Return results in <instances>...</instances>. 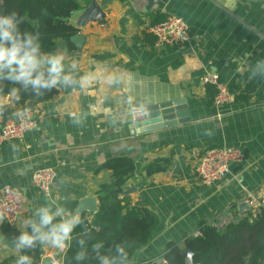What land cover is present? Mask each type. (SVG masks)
I'll list each match as a JSON object with an SVG mask.
<instances>
[{
  "label": "crops",
  "instance_id": "0c3cea01",
  "mask_svg": "<svg viewBox=\"0 0 264 264\" xmlns=\"http://www.w3.org/2000/svg\"><path fill=\"white\" fill-rule=\"evenodd\" d=\"M94 1L104 18L87 17ZM81 2L82 8L69 18L78 33L70 42L60 39L56 51L66 48L68 59L73 54L79 59L77 79L91 72L97 80L87 92L78 86L56 88L52 100L32 110L39 127L0 146V189L18 187L27 197L26 212L14 226L20 235L31 231L24 221L41 206L52 203L55 210L57 204L67 208L76 203L77 209L81 199L91 196L98 205L97 191L111 177L110 171H100L101 166L115 157H129L136 172L124 195L158 217L153 239L132 264H154L171 245L190 248L187 238L204 235L206 224L246 217L252 207L242 210L241 203H249L252 197L264 199V76L256 68L264 60V0ZM169 15L188 23L191 38L185 45H156L150 28ZM209 73L218 74L232 88L231 103L215 104V96L203 82ZM110 76L116 77L111 83ZM178 98L187 99L190 121L130 135L132 107ZM7 107L14 117L27 109L17 101ZM73 111L81 114V125L73 124L69 116ZM3 123L2 114L0 127ZM209 147L241 148L246 160L232 164L221 180L204 184L195 169ZM157 158L168 159L169 169L148 176L144 167ZM42 168L56 172L48 195L32 181ZM130 188L135 191L126 193ZM5 222L0 223V236L7 243L0 246L2 261L20 253L2 230ZM43 247V256L63 263L66 250Z\"/></svg>",
  "mask_w": 264,
  "mask_h": 264
},
{
  "label": "trees",
  "instance_id": "16d2710c",
  "mask_svg": "<svg viewBox=\"0 0 264 264\" xmlns=\"http://www.w3.org/2000/svg\"><path fill=\"white\" fill-rule=\"evenodd\" d=\"M81 8V0H3L0 3V13L17 11L25 17L26 22L20 26L22 31L40 33L42 51L45 52L56 51L60 39L70 42L71 38L78 33V29L69 22V18ZM207 84L209 92L216 96V86ZM12 86L5 82V93ZM15 86L20 89L17 104L30 110L36 109L43 102L52 100L58 92L56 88L51 91L42 89L43 95L37 97L30 86L27 90L22 85ZM3 117V124L14 118L9 107L3 111ZM169 166L168 159L157 158L149 162L144 169L147 175L151 176L167 171ZM101 170L110 171L111 177L103 182L97 191L98 211L92 217L82 213L86 221L75 229L72 245L62 257L63 264H98L94 258L80 262L74 259L79 251L76 237L85 228H88L91 237L87 240L90 257H94L91 245L97 241L104 243L102 251L111 249L112 254H115L116 244H123L129 253V264H132L138 252L153 239L158 225L157 215L149 209L133 205L131 197L124 195L128 181L135 176V161L129 157H115L103 164ZM67 208L76 209V203H71ZM2 230L11 238L19 236L16 228L8 222L3 224ZM202 233L203 237H188L186 240L194 252L193 258L196 264H264L263 204L257 209H251L246 217L225 224H206ZM193 243L203 244V247H197ZM44 253L43 246H37L34 250L24 249L20 250L17 257L0 260V264H9L20 255H30L33 258V264H41ZM164 256L170 264H185L182 249L177 245L167 247Z\"/></svg>",
  "mask_w": 264,
  "mask_h": 264
},
{
  "label": "clouds",
  "instance_id": "9594fccd",
  "mask_svg": "<svg viewBox=\"0 0 264 264\" xmlns=\"http://www.w3.org/2000/svg\"><path fill=\"white\" fill-rule=\"evenodd\" d=\"M26 19L17 11L7 14L0 13V115L13 101H19L20 89L15 85H22L25 90L31 87L36 96L43 95L42 89L51 91L53 88L78 86L81 90L89 91L97 76L89 72L77 77L74 71L79 68L80 61L73 54L68 59L67 49L63 51H42L40 33L38 31L21 30V25ZM257 69L264 76V60L258 61ZM256 72H252L255 76ZM251 79V77H249ZM116 77H109V83ZM5 82L12 84L5 93ZM18 112L17 115L27 113ZM89 115L92 114L90 111ZM148 114L147 104L136 106L129 116L133 121L146 117ZM74 125H81V114L73 111L69 113ZM208 134H211L210 132ZM5 216L0 213V223ZM85 218L78 209L70 210L57 204L53 210L52 203L37 208L31 218L24 221L25 226L31 231H22L18 237L13 238V247L17 252L28 249L34 250L37 246H49L60 251L71 247L75 229L85 223ZM91 238L88 228H85L76 239L79 245L74 259L77 262L86 259H95L98 264H129V253L123 244L115 245V254L112 250H104V243L97 241L91 245L94 257L88 255L87 240ZM0 246L7 247L5 238L0 236ZM15 264H33L30 255H20Z\"/></svg>",
  "mask_w": 264,
  "mask_h": 264
},
{
  "label": "built area",
  "instance_id": "2783aa9c",
  "mask_svg": "<svg viewBox=\"0 0 264 264\" xmlns=\"http://www.w3.org/2000/svg\"><path fill=\"white\" fill-rule=\"evenodd\" d=\"M151 32L156 37V45H185L191 38L190 28L183 17L169 15L163 21L152 25ZM204 83L214 84L217 88L215 104L218 106L229 104L233 101L232 89L220 79L216 73H209L203 77ZM136 107V106H135ZM132 107L130 112L135 108ZM23 109L18 112L23 113ZM144 117L135 121L141 120ZM39 127V122L34 112L28 109L27 113L16 115L9 119L0 128V146L10 140L22 138L29 130ZM246 160V153L236 147H209L201 155L195 173L204 184H213L221 180L229 171L232 164ZM56 172L52 168H42L33 174V185L42 194H50ZM252 209H257L264 204V199L259 201L255 197L249 200ZM27 209V197L18 187H4L0 189V213L12 226L17 225L20 217Z\"/></svg>",
  "mask_w": 264,
  "mask_h": 264
},
{
  "label": "water",
  "instance_id": "95a60500",
  "mask_svg": "<svg viewBox=\"0 0 264 264\" xmlns=\"http://www.w3.org/2000/svg\"><path fill=\"white\" fill-rule=\"evenodd\" d=\"M87 17L92 19L104 18L102 8L94 1L87 9ZM78 37H74L73 40L76 43L79 42ZM148 107V114L141 120L132 121L127 124L130 135L135 136L143 133H149L156 130L165 129L168 127L176 126L181 123H185L191 120L190 111L187 105L186 98H178L167 101H162L156 104H152ZM135 191V188H130L126 193ZM240 209H248L249 203L244 202L240 204ZM77 209L84 213L86 211L96 213L98 211L97 198L85 197L80 200ZM182 254L185 258V264H196L194 262V252L190 248L182 250ZM41 264H63L57 261L51 255H45L42 257ZM154 264H170L164 256L157 258Z\"/></svg>",
  "mask_w": 264,
  "mask_h": 264
}]
</instances>
